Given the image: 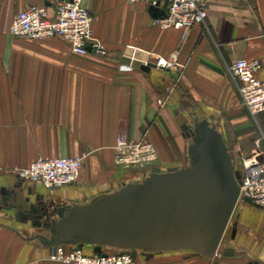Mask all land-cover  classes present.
Wrapping results in <instances>:
<instances>
[{"label":"crops","instance_id":"0c3cea01","mask_svg":"<svg viewBox=\"0 0 264 264\" xmlns=\"http://www.w3.org/2000/svg\"><path fill=\"white\" fill-rule=\"evenodd\" d=\"M61 1L71 0H0V264H58L31 239L39 230L21 217L37 195L46 204L88 202L144 178L147 173L115 167L119 136L146 140L167 163L175 153L174 119L191 114L217 126L232 157L256 155L264 162V112L250 116L227 70L238 59H259L258 77L264 79V0H209L205 23L186 33L162 29L143 2L81 0L93 17L92 36L106 51L102 58L75 55L59 38L9 33L19 11L43 6L53 15ZM131 48L138 49L139 61L131 71L120 69L129 63ZM172 55L181 65L176 79L156 66L141 69ZM80 155L85 160L75 185L45 191L17 178L37 158ZM218 254L198 258L264 264V208L238 205Z\"/></svg>","mask_w":264,"mask_h":264},{"label":"water","instance_id":"95a60500","mask_svg":"<svg viewBox=\"0 0 264 264\" xmlns=\"http://www.w3.org/2000/svg\"><path fill=\"white\" fill-rule=\"evenodd\" d=\"M149 7L151 16H165ZM155 65L141 67L148 71ZM171 77L176 79V75ZM180 129L186 139L182 166H152L140 181L122 183L115 191L88 202H42L37 195L21 217L39 230L32 240L54 253L58 246L128 251L134 259L188 252L205 260L218 250L238 203L240 173L217 126L189 114ZM230 251H224L227 255Z\"/></svg>","mask_w":264,"mask_h":264},{"label":"built area","instance_id":"2783aa9c","mask_svg":"<svg viewBox=\"0 0 264 264\" xmlns=\"http://www.w3.org/2000/svg\"><path fill=\"white\" fill-rule=\"evenodd\" d=\"M129 3L143 2L158 7L161 1L166 3L165 16L156 22L162 29H175L186 33L196 24L205 23L206 3L209 0H127ZM93 17L83 7L81 0L58 2L50 15L46 7L31 6L19 11L13 18L9 33L30 40L59 38L71 52L78 56L93 55L105 57L106 51L101 43L92 36ZM264 39V29L261 31ZM137 48H131L127 56L129 63L120 69L132 70V63L138 62ZM157 68L177 75L181 69L175 61V55L169 58L159 57L154 63ZM262 68L259 59H238L227 67L228 74L237 86L243 106L250 116L264 112V79L258 77ZM162 105V101H157ZM157 158L153 145L146 140L132 141L119 136L115 144V167L122 171L135 170L147 173ZM85 156L61 158H37L26 168L19 170L18 180L39 184L45 191H52L75 185L80 177ZM148 166V167H147ZM240 173V192L238 203H247L255 208H264V162L256 155L246 157ZM145 177V176H144ZM237 203V205H238ZM236 205V206H237ZM220 257V255H219ZM218 258V257H216ZM48 260L61 264H138L128 251H111L95 254L78 250L75 246H58L50 253ZM215 264H228L219 261Z\"/></svg>","mask_w":264,"mask_h":264},{"label":"rangeland","instance_id":"374dc122","mask_svg":"<svg viewBox=\"0 0 264 264\" xmlns=\"http://www.w3.org/2000/svg\"><path fill=\"white\" fill-rule=\"evenodd\" d=\"M186 117L182 116H177V118L174 119L175 123H173V134L171 135L170 139L174 148L175 153L173 154L174 156L170 157V162L167 163H162L158 160V157L156 160L150 164V165H155L160 168H165L166 165H174V166H182L185 165L187 162L186 158V148H187V143L186 139H183L181 136V124L183 121H185ZM227 129V127H226ZM176 139V140H175ZM229 146V142H228ZM230 149V148H229ZM230 155L233 156V152L230 151ZM233 159V164L235 167V170L239 171L242 167V162L245 159L238 160L236 157H232ZM148 167V166H147ZM127 173H130L131 175L134 173H138L135 170H130ZM130 179V178H129ZM141 178L140 180H142ZM238 205H240L238 203ZM237 205V206H238ZM236 206V208H237ZM227 234V233H226ZM226 238V237H225ZM102 252L108 253L111 252L109 249H104ZM50 261V260H48ZM53 262V261H51ZM58 263V262H55ZM215 264V262L212 263H205L203 262L200 258L195 256L194 254L184 252V253H171V254H162V255H156L153 258L147 260V259H142L138 258V264ZM61 264V263H58Z\"/></svg>","mask_w":264,"mask_h":264},{"label":"flooded vegetation","instance_id":"af4514ba","mask_svg":"<svg viewBox=\"0 0 264 264\" xmlns=\"http://www.w3.org/2000/svg\"><path fill=\"white\" fill-rule=\"evenodd\" d=\"M185 125V123H184V121L182 122V124H181V126H184ZM181 135H184V132H181ZM183 137V136H182Z\"/></svg>","mask_w":264,"mask_h":264},{"label":"trees","instance_id":"16d2710c","mask_svg":"<svg viewBox=\"0 0 264 264\" xmlns=\"http://www.w3.org/2000/svg\"><path fill=\"white\" fill-rule=\"evenodd\" d=\"M86 249H88V248H86Z\"/></svg>","mask_w":264,"mask_h":264}]
</instances>
